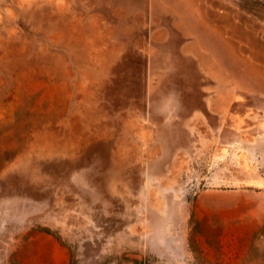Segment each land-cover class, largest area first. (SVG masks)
Masks as SVG:
<instances>
[{"label":"rangeland","instance_id":"rangeland-1","mask_svg":"<svg viewBox=\"0 0 264 264\" xmlns=\"http://www.w3.org/2000/svg\"><path fill=\"white\" fill-rule=\"evenodd\" d=\"M0 264H264V0H0Z\"/></svg>","mask_w":264,"mask_h":264},{"label":"crops","instance_id":"crops-1","mask_svg":"<svg viewBox=\"0 0 264 264\" xmlns=\"http://www.w3.org/2000/svg\"><path fill=\"white\" fill-rule=\"evenodd\" d=\"M224 207V206H223ZM221 207V208H223ZM226 209L229 210H236V209H242L244 211V215H249V217H247V222H248V228H247V232L245 234L244 237V243L245 246H248V244L250 243L251 237L254 234V232L261 226L262 220L259 214L254 213L253 210V204L249 201H244L243 203H239V202H230L227 203L225 205ZM255 215L254 216H252ZM228 222H227V226L228 227Z\"/></svg>","mask_w":264,"mask_h":264}]
</instances>
